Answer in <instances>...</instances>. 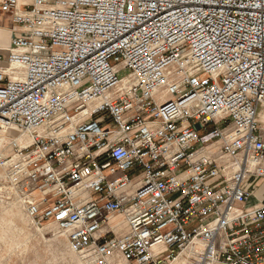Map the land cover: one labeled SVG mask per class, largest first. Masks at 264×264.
Masks as SVG:
<instances>
[{
    "label": "built area",
    "instance_id": "2783aa9c",
    "mask_svg": "<svg viewBox=\"0 0 264 264\" xmlns=\"http://www.w3.org/2000/svg\"><path fill=\"white\" fill-rule=\"evenodd\" d=\"M0 14V125L25 140L11 144L31 218L87 264H264V0Z\"/></svg>",
    "mask_w": 264,
    "mask_h": 264
},
{
    "label": "rangeland",
    "instance_id": "374dc122",
    "mask_svg": "<svg viewBox=\"0 0 264 264\" xmlns=\"http://www.w3.org/2000/svg\"><path fill=\"white\" fill-rule=\"evenodd\" d=\"M0 16V32L9 36L2 27H7L10 19ZM13 138L23 139L14 128L0 125V264H87L82 255L69 248L56 224H38L28 215L24 189L27 174L23 161L14 154ZM140 173L142 170L134 168L128 175Z\"/></svg>",
    "mask_w": 264,
    "mask_h": 264
},
{
    "label": "crops",
    "instance_id": "0c3cea01",
    "mask_svg": "<svg viewBox=\"0 0 264 264\" xmlns=\"http://www.w3.org/2000/svg\"><path fill=\"white\" fill-rule=\"evenodd\" d=\"M1 15V14H0ZM1 17V16H0ZM11 24V22L8 23V25ZM1 27V25H0ZM2 28H7L9 30V36H0V48L3 46V45H8V42H9V39H10V36L12 34V25L10 26H7V27H2ZM3 39V40H2ZM6 39V40H5ZM5 41V42H4ZM7 41V42H6ZM260 118L261 120H264V106L261 108V112H260ZM261 182H263L261 184ZM264 180H261L259 182V187L258 189L256 190L255 192V198L253 199V203H257V202H260V201H264ZM120 217V220H121V223H118L119 221L116 220L114 217H113V222L116 224V225H120L122 228H123V217L122 216H119Z\"/></svg>",
    "mask_w": 264,
    "mask_h": 264
},
{
    "label": "bare ground",
    "instance_id": "6f19581e",
    "mask_svg": "<svg viewBox=\"0 0 264 264\" xmlns=\"http://www.w3.org/2000/svg\"><path fill=\"white\" fill-rule=\"evenodd\" d=\"M9 26V25H8ZM7 31H8V33H9V30L7 29V28H5ZM0 36H4V37H6L4 34H3V32H0ZM3 40V39H2ZM6 40V39H5ZM5 42V41H4ZM7 42V41H6ZM7 47V45H3L2 46V48H6ZM20 169V168H19ZM34 194H36L35 192H34ZM114 218L116 219V220H118L119 222L118 223H121V220H120V217H118V216H114Z\"/></svg>",
    "mask_w": 264,
    "mask_h": 264
}]
</instances>
